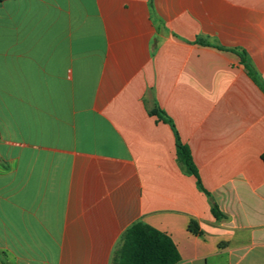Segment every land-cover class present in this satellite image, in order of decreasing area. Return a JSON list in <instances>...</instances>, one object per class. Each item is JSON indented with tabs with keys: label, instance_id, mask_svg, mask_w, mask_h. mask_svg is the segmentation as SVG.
<instances>
[{
	"label": "crops",
	"instance_id": "1",
	"mask_svg": "<svg viewBox=\"0 0 264 264\" xmlns=\"http://www.w3.org/2000/svg\"><path fill=\"white\" fill-rule=\"evenodd\" d=\"M261 86L264 0L0 2V264H110L137 221L264 264Z\"/></svg>",
	"mask_w": 264,
	"mask_h": 264
},
{
	"label": "trees",
	"instance_id": "2",
	"mask_svg": "<svg viewBox=\"0 0 264 264\" xmlns=\"http://www.w3.org/2000/svg\"><path fill=\"white\" fill-rule=\"evenodd\" d=\"M2 1L5 0H0V2ZM241 56L249 76L257 81L255 73L246 61L245 56ZM261 88L264 91V86H261ZM150 114L159 121L171 126L176 140L178 160L185 166L186 171L196 179L197 187L206 195H209L202 185L190 150L181 142L172 120L158 108L151 110ZM262 160L264 162V154L262 155ZM213 213L218 217V208L216 206L213 207ZM188 228L195 235L201 234L200 228L194 221L190 222ZM180 260L178 249L168 235L148 226L142 221H137L122 234L113 252L110 264H178Z\"/></svg>",
	"mask_w": 264,
	"mask_h": 264
}]
</instances>
